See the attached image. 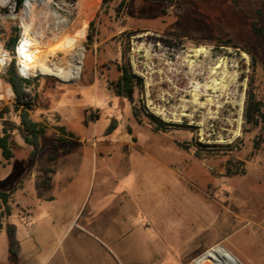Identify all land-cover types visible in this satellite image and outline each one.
<instances>
[{
  "label": "rangeland",
  "instance_id": "374dc122",
  "mask_svg": "<svg viewBox=\"0 0 264 264\" xmlns=\"http://www.w3.org/2000/svg\"><path fill=\"white\" fill-rule=\"evenodd\" d=\"M77 2L56 0L54 9L72 22ZM100 6L82 42L81 76L70 83L30 79L32 118L47 126L31 159L32 148L17 130L15 95L2 78L5 70L0 74V134L4 126L10 130L15 152L0 189L18 191L35 165L48 172L45 159L60 154H96L106 168L99 163L92 173L78 210L43 203L27 215L19 196H11L12 216L1 221L0 233L6 236V224L13 223L22 239L25 225L39 250L26 264H184L172 246L162 261L154 260L160 229L183 236L199 217L207 229L221 227L208 230L207 240L231 236L264 263V124L252 127L244 119L251 76L264 102V36L253 30L264 27V0H101ZM20 12L0 25L8 52L15 29L22 33ZM51 38L49 32L36 39ZM62 58L58 52L50 60ZM125 65L142 79L133 101L115 94ZM149 115L167 130L155 131L159 123ZM62 126L75 137H63ZM41 183L48 188V177ZM107 222L116 235L96 227ZM0 264L21 263L9 254Z\"/></svg>",
  "mask_w": 264,
  "mask_h": 264
},
{
  "label": "crops",
  "instance_id": "0c3cea01",
  "mask_svg": "<svg viewBox=\"0 0 264 264\" xmlns=\"http://www.w3.org/2000/svg\"><path fill=\"white\" fill-rule=\"evenodd\" d=\"M44 162V169L48 172L42 171L40 166L38 167V165H35L23 179L22 188L13 192L11 195L14 197L19 196L20 203L28 211L27 215L43 203H51L52 205L65 206L73 210H78L84 203L88 194L90 176L92 173L99 170V163L101 164V170L106 168L104 164L100 162L96 154L81 157L73 156V153L60 154L58 156L47 157ZM37 163H39V161H37ZM10 164L11 163L4 159L0 168V180H4L7 177L8 171L12 170ZM117 170L118 173H122L121 166L117 167ZM46 176L49 179L48 188L43 187L41 183ZM102 178H104V175ZM120 217V215H117L116 219ZM162 223L163 222L159 221V226H161ZM104 225L105 223L102 227H99V225L96 227H98V230L100 229L102 232H105L107 237L113 236V234L116 235L115 233H117L118 230L109 229L110 223L107 222L106 226ZM23 226L25 227V225ZM190 226L191 230L187 229L185 226L183 236L180 235L173 238L169 235V228L164 229V231L159 228L160 231L163 232L160 235L161 246L159 245V253L153 256V258H155L154 260L158 261L161 259L162 261L167 255V246H172V248L178 249L182 253L184 264H189L190 262V264H192L203 257L207 252L221 247L217 245L222 244L224 250L231 253L236 259L244 262V264H259L257 260L250 257L246 246L238 241H233L231 236L225 238L218 237L216 240L206 239L208 230L214 232L216 229L215 231L218 230L220 232V226L213 225L207 229L205 222L202 223L199 217L194 219L188 228ZM24 227L22 239L18 236L19 228L17 227V237L21 245V264H26L29 258H34L39 252L37 245L28 236ZM7 255H9L7 237L2 232L0 233V258H5Z\"/></svg>",
  "mask_w": 264,
  "mask_h": 264
},
{
  "label": "bare ground",
  "instance_id": "6f19581e",
  "mask_svg": "<svg viewBox=\"0 0 264 264\" xmlns=\"http://www.w3.org/2000/svg\"><path fill=\"white\" fill-rule=\"evenodd\" d=\"M100 3L101 0H78L75 8L79 10V15L69 22L59 11L52 8L53 0H26L19 14L22 34L28 37L32 47L38 49V54L23 53L25 61L20 60L23 65L22 73L25 76L38 74L56 77L66 83L78 79L86 58L82 42L86 39L87 27L91 19L101 7ZM49 32L52 33L53 43L42 44L36 39L37 37L46 39ZM58 52L63 54V58L58 63H54L50 59ZM7 93H12L10 88ZM192 264L242 263L222 247H217Z\"/></svg>",
  "mask_w": 264,
  "mask_h": 264
},
{
  "label": "trees",
  "instance_id": "16d2710c",
  "mask_svg": "<svg viewBox=\"0 0 264 264\" xmlns=\"http://www.w3.org/2000/svg\"><path fill=\"white\" fill-rule=\"evenodd\" d=\"M17 8L19 9L24 0H16ZM255 33L264 36V27H253ZM20 34L19 29H15L14 35L10 38L6 44L7 50L13 55L16 45L19 41ZM120 77L115 84V94L118 97L125 98L129 101H133L134 92L137 85H140L142 79L132 73L131 68L128 65L120 66ZM2 78L8 83L15 95V104L13 106L14 111L18 115L19 124L17 130L24 140V143L32 148L28 159H31L40 149V139L45 136L47 132V126L41 122H37L32 118V112L35 107V98L30 94L29 89L32 86V82L23 78L17 69L16 62L13 60L5 69ZM255 78L251 76L249 82V89L247 91V98L244 110V119L246 124H250L252 127H258L264 124V102L256 97L254 92ZM2 115V114H1ZM136 116V112H135ZM151 121H157V119L149 115ZM159 124L155 126V131H166L167 124L157 121ZM116 128L115 124H111L108 128V132H112ZM63 137L74 138L75 135L72 132H68L67 129L62 126L59 128ZM10 130L4 126L2 134H0V155L9 163L15 159V152L13 149V143L10 137ZM62 138L61 141L65 145H69V140ZM258 145V144H257ZM258 147V146H257ZM68 151V150H67ZM15 175V174H14ZM14 178V176H13ZM12 191H5L0 189V230L3 228L1 221L12 215L10 199ZM7 243L9 248V254L14 263L21 261V245L17 237V227L13 223H7L5 226Z\"/></svg>",
  "mask_w": 264,
  "mask_h": 264
},
{
  "label": "built area",
  "instance_id": "2783aa9c",
  "mask_svg": "<svg viewBox=\"0 0 264 264\" xmlns=\"http://www.w3.org/2000/svg\"><path fill=\"white\" fill-rule=\"evenodd\" d=\"M25 3H26V0H24L22 6L18 9L16 0H0V25L5 19H14L17 12L19 10L20 11L22 10ZM54 7H58L56 0H53L52 8L54 9ZM23 53H26V54L32 53L34 55H37L38 49L36 47H32L30 45L28 37L24 36L22 33L20 35L19 41L16 45L15 52L13 55L10 52L6 51L4 49V46L0 43V74L6 69V67L13 60H15L18 72L23 78L30 80L31 78L37 77L38 74L36 76H33V75L25 76L22 73L23 65H22V62H20V60L25 61V57L22 56ZM10 95H13V93H11ZM2 97H3V93L0 94V99H3Z\"/></svg>",
  "mask_w": 264,
  "mask_h": 264
}]
</instances>
